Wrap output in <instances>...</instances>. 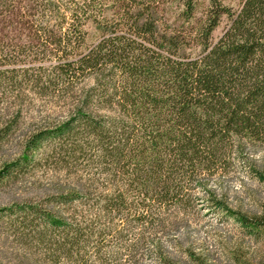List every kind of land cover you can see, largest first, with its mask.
Here are the masks:
<instances>
[{
  "label": "trees",
  "instance_id": "obj_1",
  "mask_svg": "<svg viewBox=\"0 0 264 264\" xmlns=\"http://www.w3.org/2000/svg\"><path fill=\"white\" fill-rule=\"evenodd\" d=\"M28 2L0 0V16L32 25V41L42 37L40 50L55 46L54 56L23 66L15 57L27 48L38 53V42L0 38V80L59 97L65 112L52 128L31 132L0 184L27 171L45 146L66 159L83 157L87 169L43 204L5 209L20 213V230L42 249L28 264H122L103 251L108 231L147 243L146 232L165 226L168 211L201 201L251 235L264 232V202L247 216L210 186L240 160L264 183V172L243 158L247 146L264 144V0H241L238 10L208 0L200 19L198 0H180L177 26L160 18L159 0ZM224 17L229 24L214 42ZM88 22H100L102 34L91 46ZM14 113L0 143L21 119L20 108Z\"/></svg>",
  "mask_w": 264,
  "mask_h": 264
},
{
  "label": "rangeland",
  "instance_id": "obj_2",
  "mask_svg": "<svg viewBox=\"0 0 264 264\" xmlns=\"http://www.w3.org/2000/svg\"><path fill=\"white\" fill-rule=\"evenodd\" d=\"M22 2L23 5L29 4L28 0ZM224 2L238 10L241 0ZM180 3V0H159L160 18L169 25H180V13L184 9ZM197 5V18L200 19L209 2L198 0ZM1 10L0 7V12ZM0 19V38H4L6 44L29 46L38 42L35 44L40 47L36 49L38 53L27 48L24 55L15 57L20 65L35 61L51 62L56 47L50 46L51 50L45 53L41 51L43 39L41 37L36 38L38 41H32V25L18 23V18L3 19L0 16ZM228 24V18L224 17L212 35L214 42L223 35ZM99 26L100 22L83 25L87 46L95 44L101 38ZM51 28L56 30L57 25L52 24ZM64 107L59 97L34 94L27 89L21 90L18 86L16 89V86L0 80V129L14 120V112L19 108L22 111L20 121L14 123L9 137L0 143V173L4 171L6 164L23 155L26 138L31 132L52 128L63 118ZM52 152L53 148L49 146L34 152L27 171L18 172L0 184V210H3L0 214V264H28L34 261L33 254H39L42 250L36 249V244L31 243V239L17 225L20 213L14 215L12 210H6L16 208V211L27 204H43L63 184L73 183L77 176L87 170L83 168L86 166L83 157H79V160L66 159L64 155ZM243 158L252 161L257 169L264 172V144L247 146ZM244 163L238 161L228 174L213 178L210 186L224 195L231 210L255 216L260 213L264 202V183L255 178ZM88 169L97 172L92 167ZM205 204L206 202L201 201L195 207L179 213L176 210L168 211L163 217L166 219L165 226L146 232L149 238L147 243L135 241L132 244L127 232L115 234L108 231L110 235L107 236L108 243L103 246V251L115 253L114 263L164 264L156 250L158 243L161 248L159 252L169 264H264V232L251 235L235 218L211 211ZM134 230L138 231L137 228Z\"/></svg>",
  "mask_w": 264,
  "mask_h": 264
}]
</instances>
